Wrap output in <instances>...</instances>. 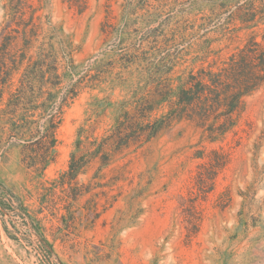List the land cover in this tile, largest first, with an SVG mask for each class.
<instances>
[{
  "label": "rangeland",
  "instance_id": "374dc122",
  "mask_svg": "<svg viewBox=\"0 0 264 264\" xmlns=\"http://www.w3.org/2000/svg\"><path fill=\"white\" fill-rule=\"evenodd\" d=\"M239 9L258 26L245 29ZM263 31L264 0H0V264H264V82L223 135L210 137L213 117L176 119L149 141L107 149L106 165L89 159L113 125L110 103L216 71ZM38 54L59 75L44 77L43 95L37 67L20 86ZM52 84L77 94L41 171L30 135L13 137L10 122L38 120ZM72 153L86 165L70 181Z\"/></svg>",
  "mask_w": 264,
  "mask_h": 264
},
{
  "label": "trees",
  "instance_id": "16d2710c",
  "mask_svg": "<svg viewBox=\"0 0 264 264\" xmlns=\"http://www.w3.org/2000/svg\"><path fill=\"white\" fill-rule=\"evenodd\" d=\"M239 12L242 15V24L245 29L249 30L258 26V24L251 25L257 22H254L255 15L250 14L249 10L244 12L239 9ZM259 36L261 41H257ZM7 37H9L8 34ZM36 58L31 60L26 68L20 80V86H23L25 79L30 78L27 77L29 70L37 67L42 74L38 95H43L42 90L46 84L44 77L48 74L55 80L59 78L57 64L53 61L50 63L49 69L43 71L39 54ZM25 59L26 56L23 54L19 64H22ZM12 64L16 66L15 62ZM8 71L2 79L3 85L9 80L10 73ZM177 81L178 86L175 90L156 87L149 95L138 98V100L110 103V107L116 110L113 125L108 130L109 134L90 148L89 159L98 158L103 165H106L109 162L107 149L109 151L120 150L142 138L144 141H149L176 119H198L200 125L203 126L213 117L214 124L207 129L210 137L215 133L223 135L228 132L234 125L233 116L238 111L242 98L264 82V31L261 34L250 33L245 45L236 49L226 61L221 62L216 71L213 67L200 69L196 72L192 70ZM56 87L52 84L50 91L46 92V98L39 106L35 107V109L41 110L38 120L28 122L22 119L20 123L10 122L13 137L24 138V136L30 135L26 148L30 149L34 155L31 158V167L36 170H44L52 160L49 156L57 141L55 132L59 126L60 111L68 98H73L77 94L76 88L73 86L62 95L60 91L51 92ZM31 91L32 94L35 93L34 90L31 89ZM164 102H168V112L159 118L150 120L151 114ZM216 123H218L217 127H215ZM81 130L78 132L76 142L78 150L82 146L81 132L84 130ZM85 165L86 162L78 160L72 153L68 169L63 176L71 181L76 178Z\"/></svg>",
  "mask_w": 264,
  "mask_h": 264
}]
</instances>
